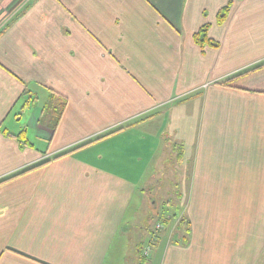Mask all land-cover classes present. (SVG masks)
<instances>
[{"label": "crops", "instance_id": "obj_1", "mask_svg": "<svg viewBox=\"0 0 264 264\" xmlns=\"http://www.w3.org/2000/svg\"><path fill=\"white\" fill-rule=\"evenodd\" d=\"M175 141L169 232L152 191ZM17 174L0 264H258L264 0H0V181Z\"/></svg>", "mask_w": 264, "mask_h": 264}, {"label": "rangeland", "instance_id": "obj_2", "mask_svg": "<svg viewBox=\"0 0 264 264\" xmlns=\"http://www.w3.org/2000/svg\"><path fill=\"white\" fill-rule=\"evenodd\" d=\"M55 100L48 101L46 99V101L43 103V106L47 104L45 110L46 114L51 113L53 117H55V119H58L61 112V102L58 99ZM175 143L176 144L172 145L175 151L170 157L169 163L164 166L165 169H163V175H160L157 178V180L159 181V183H156L157 190L152 191V201H155L157 203L158 210L161 209L160 212L158 211L159 214L161 213L159 217H157V215H154V217H152V225H156L157 222H161L163 225V229H168L169 232L176 217L172 216V218H169L168 220L167 217L170 215V212H175L179 215L181 211L180 207L185 203L186 200V190H183V185L184 183L186 185V180L189 176L190 171V168L187 164L184 166H180V163L177 162V154H179L180 152L179 149L181 143H178L176 141ZM147 206L149 208V205ZM157 208H155L154 210L153 207H150V209L153 211H156ZM152 225H150V227ZM258 264H264V255Z\"/></svg>", "mask_w": 264, "mask_h": 264}, {"label": "trees", "instance_id": "obj_3", "mask_svg": "<svg viewBox=\"0 0 264 264\" xmlns=\"http://www.w3.org/2000/svg\"><path fill=\"white\" fill-rule=\"evenodd\" d=\"M233 5V1H230L228 5H226L223 9L220 10L219 14H218V24H223L226 19L228 18V15L230 13V10H231V7ZM208 25H205L204 27H202L198 33L195 34L194 36V40L196 42L197 45H199L200 47L204 48V47H207V46H213V47H218V44L215 43L213 40H211L209 37H208ZM223 85L227 86V83H222ZM66 101L64 100V103ZM28 144V143H27ZM42 164L36 166V167H39L41 166ZM35 167V168H36ZM31 170V169H30ZM29 171V169H28ZM27 172V171H25ZM23 173V172H22ZM21 174V173H20ZM20 174H17L13 177H10V178H7L3 181H0V184L6 182V181H9L11 180L12 178L14 177H17L19 176ZM187 234H188V231H187ZM185 238V237H184Z\"/></svg>", "mask_w": 264, "mask_h": 264}, {"label": "built area", "instance_id": "obj_4", "mask_svg": "<svg viewBox=\"0 0 264 264\" xmlns=\"http://www.w3.org/2000/svg\"><path fill=\"white\" fill-rule=\"evenodd\" d=\"M160 230H162V225L161 224H158L156 229H155V232L154 233H158ZM150 254V249H147L145 252H144V255L147 257L149 256Z\"/></svg>", "mask_w": 264, "mask_h": 264}]
</instances>
